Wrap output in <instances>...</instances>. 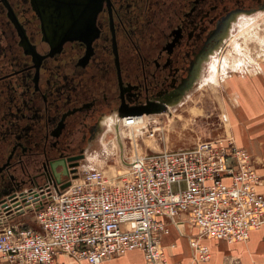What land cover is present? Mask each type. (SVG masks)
Returning <instances> with one entry per match:
<instances>
[{
    "label": "flooded vegetation",
    "instance_id": "1",
    "mask_svg": "<svg viewBox=\"0 0 264 264\" xmlns=\"http://www.w3.org/2000/svg\"><path fill=\"white\" fill-rule=\"evenodd\" d=\"M263 11L264 0H0V199L70 183L120 110L177 107L231 29Z\"/></svg>",
    "mask_w": 264,
    "mask_h": 264
},
{
    "label": "built area",
    "instance_id": "2",
    "mask_svg": "<svg viewBox=\"0 0 264 264\" xmlns=\"http://www.w3.org/2000/svg\"><path fill=\"white\" fill-rule=\"evenodd\" d=\"M122 117L133 126L139 117ZM144 134L158 135L148 119ZM110 180L101 169L80 171L69 186L24 187L0 199V264H53L67 255L101 264L139 250L141 264H171L162 238L181 218L196 227L192 262L210 259L200 241L245 242L264 228V196L251 157L230 140L146 153ZM166 218L165 221L160 218Z\"/></svg>",
    "mask_w": 264,
    "mask_h": 264
},
{
    "label": "crops",
    "instance_id": "3",
    "mask_svg": "<svg viewBox=\"0 0 264 264\" xmlns=\"http://www.w3.org/2000/svg\"><path fill=\"white\" fill-rule=\"evenodd\" d=\"M258 72L232 79L224 88L229 95L226 119L228 138L239 149H244L251 157V163L260 180L257 190L264 196V64ZM118 119V118H117ZM216 138L215 140H221ZM165 221L166 218L161 217ZM182 224H169V233L162 238L164 258L171 264H195L192 262V250L189 237L197 233L195 226L185 217ZM210 252V259L201 264H264V228L252 230L245 242L227 243L204 238L200 241ZM141 251H129L126 254L103 261L101 264H141ZM53 264H88L77 261L67 255H57Z\"/></svg>",
    "mask_w": 264,
    "mask_h": 264
},
{
    "label": "rangeland",
    "instance_id": "4",
    "mask_svg": "<svg viewBox=\"0 0 264 264\" xmlns=\"http://www.w3.org/2000/svg\"><path fill=\"white\" fill-rule=\"evenodd\" d=\"M246 19H255L259 25L264 26V13L262 12L244 17L238 25L244 24ZM238 25L231 29V36H237ZM260 33L264 34V31L261 30ZM249 46L252 57H261V55H258L260 51L262 55L264 54L262 45L260 47L259 44L251 43ZM218 57L219 54H216L214 58ZM214 58L210 59L211 64H213L212 59ZM208 66L204 67L198 84L183 99L182 103L168 112L160 113L159 117L153 118L160 127L158 128V135L150 138L144 134L145 131L143 130V135L140 134L137 140L127 139L124 142L119 140L116 144L111 138L104 139L106 132L109 131L105 122V129L103 128L99 140L88 149L81 168L83 170L85 168L101 169L107 177L109 172L116 174L124 171L126 173L127 169H125L124 165L126 166L130 160L126 161L123 159L124 153L134 159L135 157L144 156L146 153L163 149H183L204 140L228 138V121L226 119L229 117H226V114L228 106H230L227 104L230 97L224 93L223 87L208 82L211 76V70L208 69ZM162 114H167L168 117L162 116ZM225 132L227 133L226 136H224ZM103 140L108 141L106 148L102 145ZM107 148L109 152L106 151ZM84 163H88V166H84Z\"/></svg>",
    "mask_w": 264,
    "mask_h": 264
},
{
    "label": "bare ground",
    "instance_id": "5",
    "mask_svg": "<svg viewBox=\"0 0 264 264\" xmlns=\"http://www.w3.org/2000/svg\"><path fill=\"white\" fill-rule=\"evenodd\" d=\"M255 19H246V24L244 22V24L238 25L237 36L229 37L224 48L218 53L219 57H213V64H211L209 61L208 69L211 70V76L208 82L213 85L217 84L219 87H223L224 89L229 84V82L235 77L244 76L245 74L257 73L259 70L258 67H260L261 64H264V54L262 55L260 51L258 52V55H261V57H252L251 48L249 46L251 43H256L259 44L260 47L261 45L264 47V34L260 33L261 30L264 31V26L259 25L258 21ZM228 45L229 47H227ZM229 77H232V79H228ZM163 115L167 116V114H162V116ZM159 116L160 114L141 116L138 118L137 122L133 126L124 125L125 120L121 119L120 117L119 119H115V116H110L104 121L106 122V124L108 125L107 127L109 128V131L106 132L104 139L111 138L114 143L119 140L122 142L127 139L137 140L140 134L143 135L145 122L148 119H155ZM107 142L108 141L103 140L102 145L104 148L107 147ZM106 151L109 152L108 148L106 149ZM125 154L126 153H124L123 157L124 160H133V158ZM84 166H88V163H84ZM124 167L125 169H127L128 166L124 165ZM123 174H125L124 171H121L116 174H112L109 172V174H107V177L110 180H114Z\"/></svg>",
    "mask_w": 264,
    "mask_h": 264
},
{
    "label": "water",
    "instance_id": "6",
    "mask_svg": "<svg viewBox=\"0 0 264 264\" xmlns=\"http://www.w3.org/2000/svg\"><path fill=\"white\" fill-rule=\"evenodd\" d=\"M160 113H165V111H159V112H154V111H151V112H147V111H141V110H134V109H126L125 111H121L119 112V117L122 118V117H128V116H138V115H149V114H160ZM76 158H79V157H75V158H69L68 160H74ZM61 163V162H60ZM64 162H62L61 164L64 166L63 164ZM65 167V166H64ZM53 175L57 181V183H61L60 181V177L62 175H67L68 176V173L67 171H64V173H61V172H58L55 170V166L53 167ZM69 186V183H64L62 185H60V188L61 189H65L66 187Z\"/></svg>",
    "mask_w": 264,
    "mask_h": 264
}]
</instances>
